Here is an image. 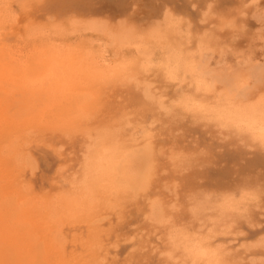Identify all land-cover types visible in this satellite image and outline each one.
Segmentation results:
<instances>
[{
  "label": "bare ground",
  "instance_id": "bare-ground-1",
  "mask_svg": "<svg viewBox=\"0 0 264 264\" xmlns=\"http://www.w3.org/2000/svg\"><path fill=\"white\" fill-rule=\"evenodd\" d=\"M139 3L0 0V264H264V0Z\"/></svg>",
  "mask_w": 264,
  "mask_h": 264
},
{
  "label": "rangeland",
  "instance_id": "rangeland-1",
  "mask_svg": "<svg viewBox=\"0 0 264 264\" xmlns=\"http://www.w3.org/2000/svg\"><path fill=\"white\" fill-rule=\"evenodd\" d=\"M136 1H138V0H136ZM157 1L158 0H139V2H140L139 3V11L140 12L139 13L144 12L141 14V16H144L145 12L150 11L151 5H155L157 3ZM176 1L179 4H182L184 2V0H176ZM84 2H86V0H84ZM263 13L264 12H261L260 16H258V18H257V16L250 15L248 20H247L246 27H245L244 31L240 32L241 34L240 33L235 34L236 37L234 39V44L232 45L233 50L229 53V57H228V62H229L228 66L235 67L238 60H236L237 58L235 57L234 54H236L237 52H240V51H245L247 54H249L251 56V58L256 63L258 62L260 64H264V45H263L264 44V19H263L264 14ZM250 19H252V20H250ZM14 40L15 39H13V41ZM41 160H43V159H41ZM45 168H46V165H45V161L43 160L42 170ZM213 168H214L213 170H215V171H217V170H228L229 173H232L230 175L229 174L227 175L228 176L227 179H224V181H223L224 185L223 186L234 185L241 178V176H239L241 174H233L235 171L238 170V167L234 168L232 166V164H230L229 162H224V163L219 162L218 166H216V168L214 166ZM230 168H234L236 170H234V172H233V170H231ZM252 175H254L256 177L260 176L261 179L264 180V169L262 168V170H255V172H253ZM263 219H264V217H263ZM239 249H240V247H239Z\"/></svg>",
  "mask_w": 264,
  "mask_h": 264
}]
</instances>
